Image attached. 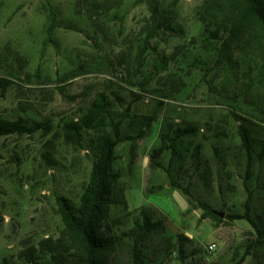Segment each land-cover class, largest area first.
Segmentation results:
<instances>
[{"label":"rangeland","instance_id":"rangeland-1","mask_svg":"<svg viewBox=\"0 0 264 264\" xmlns=\"http://www.w3.org/2000/svg\"><path fill=\"white\" fill-rule=\"evenodd\" d=\"M201 2L97 0L90 18L83 0H0V78L10 82L0 87V116L43 127L0 137V264H27L22 249L57 237V196L78 204L95 133L82 130L78 142L70 141L65 127L78 123L100 93L109 110L102 126L118 122L122 135L113 168L120 173L116 195L128 207H112L115 228L129 229L142 211L161 224L143 248V264H230L234 257L264 264L246 254L252 226L225 217L242 214L246 187L254 220L264 217V71L210 62L196 16ZM152 7L169 19L141 56ZM240 123L249 130V168ZM190 126L193 132L175 136ZM164 133L173 147L153 157ZM154 186L161 189L148 192ZM197 201L222 220L202 218ZM179 234L186 237L183 258ZM210 243L216 249L208 253Z\"/></svg>","mask_w":264,"mask_h":264},{"label":"trees","instance_id":"trees-1","mask_svg":"<svg viewBox=\"0 0 264 264\" xmlns=\"http://www.w3.org/2000/svg\"><path fill=\"white\" fill-rule=\"evenodd\" d=\"M83 1L86 2L85 6L91 18L93 15L91 9L96 7L97 0ZM196 16L202 26L203 43L210 47V62H214V66L240 69L252 63L259 73L264 71V0H202L196 10ZM151 17L153 24L146 28L148 33L140 49L141 56L147 50L149 39L153 37L156 29L165 25L164 22L169 19L166 14H158L156 7L151 8ZM168 28L172 29L171 25H168ZM9 83L7 79L0 78V87L3 90ZM105 115L107 120L108 103L105 95L100 93L96 95L78 123L71 122L66 125L65 133L70 141L75 139L78 142L82 130H91L95 133L92 140L94 151L92 167L88 179L82 186L77 205L64 195L56 197L57 213L62 222L57 237L48 236L19 252V256L27 264H143V248L153 235L158 234L161 224L142 211L141 217L134 221L132 227L121 232L116 230L115 222L111 219L112 207L116 204H121L125 209L128 207L124 196L122 195L120 199L116 195L120 173L113 168L117 159L115 149L122 140V135L119 123L110 119L111 129H104L102 123ZM150 120L149 118L146 121V127L149 126ZM40 128L43 127L38 123L29 126L21 119L9 120L0 116V137L12 134L30 135ZM194 130L195 128L191 126L177 129L175 136L179 137ZM238 132L249 168L251 164L249 130L240 123ZM145 133L144 129L141 130L138 137ZM166 134H162V144L154 151L153 157L173 147L167 145ZM171 141L174 142L175 139L171 138ZM131 156L133 159L132 152ZM150 164L152 167H160L157 161ZM204 181L206 186L210 185L208 167L205 170ZM170 184L180 189L190 200L193 198L187 187L173 180ZM244 184L246 185V182ZM159 189L161 186L150 187L148 192L153 193ZM246 190L248 195L243 203L242 214H226L225 217L228 221L245 219L252 226L254 239L247 244L246 254L264 258V217L262 221L254 220L251 211V191L247 187ZM197 202L203 210L202 218L222 220L209 204ZM2 221L3 218L0 217V225ZM185 238L182 234L177 236L178 252L182 258L185 252L183 242ZM241 262L240 258L234 257L230 264Z\"/></svg>","mask_w":264,"mask_h":264},{"label":"built area","instance_id":"built-area-1","mask_svg":"<svg viewBox=\"0 0 264 264\" xmlns=\"http://www.w3.org/2000/svg\"><path fill=\"white\" fill-rule=\"evenodd\" d=\"M215 249H216V244H214V243H210V244H208V245L206 246V251H207L208 253L213 252Z\"/></svg>","mask_w":264,"mask_h":264},{"label":"water","instance_id":"water-1","mask_svg":"<svg viewBox=\"0 0 264 264\" xmlns=\"http://www.w3.org/2000/svg\"><path fill=\"white\" fill-rule=\"evenodd\" d=\"M220 215H222V213H220Z\"/></svg>","mask_w":264,"mask_h":264}]
</instances>
